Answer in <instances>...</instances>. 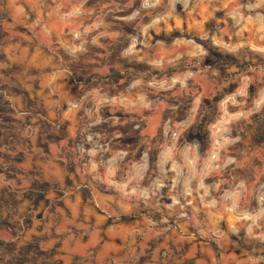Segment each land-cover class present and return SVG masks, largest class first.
Segmentation results:
<instances>
[{"label": "clouds", "instance_id": "obj_1", "mask_svg": "<svg viewBox=\"0 0 264 264\" xmlns=\"http://www.w3.org/2000/svg\"><path fill=\"white\" fill-rule=\"evenodd\" d=\"M0 264H264V0H0Z\"/></svg>", "mask_w": 264, "mask_h": 264}]
</instances>
